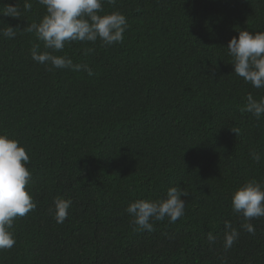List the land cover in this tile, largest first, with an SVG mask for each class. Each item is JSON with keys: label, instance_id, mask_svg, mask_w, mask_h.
<instances>
[{"label": "trees", "instance_id": "obj_1", "mask_svg": "<svg viewBox=\"0 0 264 264\" xmlns=\"http://www.w3.org/2000/svg\"><path fill=\"white\" fill-rule=\"evenodd\" d=\"M30 2L25 12L24 0H0L21 9L19 19L0 15V30L16 28L15 38L0 36V134L26 149L37 206L15 218L16 243L0 250V264H264V217L251 220V235L231 206L244 182L264 184V115L242 111L264 88L233 72L227 49L241 30L264 32V0L105 3L101 15L126 17L122 43L77 41L53 53L92 76L32 60L33 45L51 50L25 31L46 11ZM173 186L188 193L185 215L134 231L128 204ZM56 198L72 201L63 223ZM225 221L240 233L227 250Z\"/></svg>", "mask_w": 264, "mask_h": 264}, {"label": "clouds", "instance_id": "obj_2", "mask_svg": "<svg viewBox=\"0 0 264 264\" xmlns=\"http://www.w3.org/2000/svg\"><path fill=\"white\" fill-rule=\"evenodd\" d=\"M44 7L45 14L38 23L28 25L25 31L35 33L36 39L43 42L45 49L35 44L30 49L31 58L38 64L46 66L48 71L69 69L84 71L94 75L87 64L73 63L67 56L54 55L62 51L65 44L71 42H90L100 40L103 45L111 46L122 43L128 28L126 17L120 11L104 12V4L114 5L116 0H38ZM32 9L30 0H24L23 11ZM0 15L19 19L21 9L15 4H5L0 8ZM0 36L13 39L16 28L7 26L0 30ZM228 55L232 57L233 72L254 88H264V32L251 33L247 30L238 32V36L229 39ZM91 49H85V54ZM242 111L251 113L259 119L264 115V98L254 99L252 94L246 96V104ZM252 160L261 163L257 152H250ZM30 158L26 149L16 139L0 134V250L11 249L16 240L10 229L17 217H24L36 208L32 195L26 191L31 172L26 167ZM188 193L177 186L169 187L166 196L159 200L140 199L130 202L125 211L131 216L134 231L153 230V221L168 219L175 223L185 215V200L182 196ZM71 199L56 198L53 201L52 214L57 223H63L71 207ZM233 212L246 221L241 227L251 235H255V227L251 220L264 217V184L248 180L238 186L231 195ZM223 247L230 249L239 238V231L228 221ZM209 243L216 241L211 232L207 234Z\"/></svg>", "mask_w": 264, "mask_h": 264}]
</instances>
